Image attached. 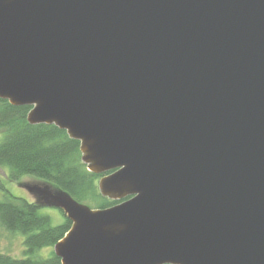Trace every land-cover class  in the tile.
Instances as JSON below:
<instances>
[{"label": "water", "instance_id": "95a60500", "mask_svg": "<svg viewBox=\"0 0 264 264\" xmlns=\"http://www.w3.org/2000/svg\"><path fill=\"white\" fill-rule=\"evenodd\" d=\"M0 98L129 197L27 185L62 264H264V0H0Z\"/></svg>", "mask_w": 264, "mask_h": 264}, {"label": "trees", "instance_id": "16d2710c", "mask_svg": "<svg viewBox=\"0 0 264 264\" xmlns=\"http://www.w3.org/2000/svg\"><path fill=\"white\" fill-rule=\"evenodd\" d=\"M31 109L0 98V170L7 180L18 182L25 176L44 180L92 209H107L128 199L103 197L99 181L109 173L90 172L82 160L80 141L70 138L65 130L53 124H30ZM0 190L7 192L0 200V224L8 232L25 236L24 257L0 253V264H62L53 248L72 222L60 210L64 221L53 225L51 217L41 213L42 203L8 193L1 178ZM46 248H50L48 255H41Z\"/></svg>", "mask_w": 264, "mask_h": 264}, {"label": "rangeland", "instance_id": "374dc122", "mask_svg": "<svg viewBox=\"0 0 264 264\" xmlns=\"http://www.w3.org/2000/svg\"><path fill=\"white\" fill-rule=\"evenodd\" d=\"M2 137L3 134L0 133V141ZM0 175H1L0 178L3 180L8 193L16 197L28 199L32 202L34 201L37 202L38 197L28 191V189L26 188L27 185H38L42 187L48 185L53 190H59L58 188L55 187V185L32 176H25L18 182H10L3 176L4 172H2L1 170H0ZM5 194H7V192L0 190V200L4 198ZM40 211L41 213L47 214L51 217L53 225L61 224L64 221V216L62 215L59 209H56L54 207H43ZM24 240H25V236L23 234L8 232L0 224V253L9 254L15 258L24 257V250H25ZM49 251L50 248H46L42 250L40 253L43 256H47Z\"/></svg>", "mask_w": 264, "mask_h": 264}, {"label": "bare ground", "instance_id": "6f19581e", "mask_svg": "<svg viewBox=\"0 0 264 264\" xmlns=\"http://www.w3.org/2000/svg\"><path fill=\"white\" fill-rule=\"evenodd\" d=\"M128 199H129V197H128ZM127 200V199H126Z\"/></svg>", "mask_w": 264, "mask_h": 264}]
</instances>
